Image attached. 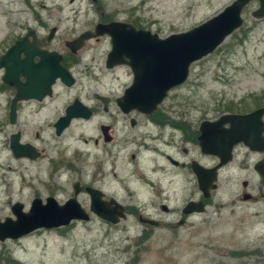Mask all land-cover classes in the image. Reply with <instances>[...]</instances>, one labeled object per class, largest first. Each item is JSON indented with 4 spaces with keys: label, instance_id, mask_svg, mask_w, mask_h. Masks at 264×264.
I'll return each mask as SVG.
<instances>
[{
    "label": "rangeland",
    "instance_id": "rangeland-1",
    "mask_svg": "<svg viewBox=\"0 0 264 264\" xmlns=\"http://www.w3.org/2000/svg\"><path fill=\"white\" fill-rule=\"evenodd\" d=\"M233 1L98 0L95 4L93 0H0V54L27 30L46 40L53 27L56 33L47 48L63 54L64 41L75 39L101 18L136 22L165 38L198 26ZM257 7L253 2L245 8L242 26L214 52L193 63L186 82L172 89L162 105L192 109L194 118V109L199 106L211 115L216 110H251L264 105V19L251 16ZM109 51L107 36L99 43L87 41L74 59L76 84L70 89L55 88L54 101L49 100L37 115L40 127L29 120L27 128L24 126L22 141L31 135L29 130H41L38 145L44 149V158L36 162L13 157L8 146L11 128L5 122V97L0 95V131L4 130L0 133V221L6 217L15 220L11 206L17 202L23 204L25 212L34 198L44 202L53 197L64 203L73 196L75 182L84 186L93 182L125 207L126 218L112 225L91 215L88 222L76 221L62 229L0 241V264H13L7 258L19 264H264V201L259 197L247 202L239 199L243 180L250 183L254 196L258 186L264 190V180L256 173L229 170L219 175L205 211L177 226L186 201L200 193L193 177L189 182L185 175L177 174L175 184L164 191L144 186L138 166L148 173L152 167L162 166V160L154 154H142L137 165L131 159L137 152L134 144L127 145L116 169L98 168L101 147L91 146L90 140L100 137V124L111 119L120 142L142 141L147 129L131 130L128 120L144 122V117L125 115L115 104L130 85L132 73L125 65L106 69ZM92 92L108 98L112 104L109 114L92 99ZM76 95L88 103L93 100L97 112L89 120L71 122L61 137H54L52 123ZM20 124H24L23 116ZM77 200L89 209V196L84 191ZM163 201L168 213L158 208ZM138 213L159 221V226L140 224Z\"/></svg>",
    "mask_w": 264,
    "mask_h": 264
},
{
    "label": "water",
    "instance_id": "water-1",
    "mask_svg": "<svg viewBox=\"0 0 264 264\" xmlns=\"http://www.w3.org/2000/svg\"><path fill=\"white\" fill-rule=\"evenodd\" d=\"M253 2H257L258 7L252 11V18L264 19V0H234L198 26L185 32L170 34L165 38L149 30L135 29L125 22L112 21L97 24L93 30L81 33L67 43V46L72 52H76L86 41L109 36L111 49L106 56V67L112 69L118 65H126L133 74L132 83L117 99L118 107L124 113L135 110L150 115L173 88L185 83L193 63L214 52L227 37L242 26L243 11ZM55 32L56 28L50 29L47 41L53 39ZM29 38L32 39V44H29ZM37 41L36 33L30 31L0 57V70H4L3 82H13L17 89L10 106L11 123L15 121L17 102L32 98L41 101L45 96H51V86L57 78L67 86L73 84L67 70L59 64L61 55L54 51L41 50ZM21 54H24V58H21ZM35 55L40 58L37 64L32 62ZM20 75L26 79L24 83L19 81ZM37 88H43L44 91ZM263 114L264 107L245 115L223 114L214 123L204 122L201 126L203 137L201 135L199 138L202 152L221 158V165L226 162L224 156L228 158L232 146L239 142L251 150L264 152V140L259 136L261 130L264 131ZM91 115L86 106L79 100H74L65 108L64 115L56 121L54 125L56 135L60 136L70 126L72 120L79 118L87 120ZM225 124H228L229 128L223 129ZM106 129L107 127H102L104 136ZM245 130H258L256 138L243 133ZM19 139L20 135L15 134L11 140L15 158L35 159L36 156L32 155L33 149L29 145L20 144ZM218 167L212 169L193 167L198 189L204 200L209 199L211 192L217 189ZM255 171L264 178V159L256 163ZM72 187L73 196L62 204L53 197H47L44 202L40 198H34L29 210L25 212L22 203H14L11 212L15 220L6 217L3 222L0 221V241L17 240L39 230L61 229L75 221L88 222L91 215L112 225L126 218V210L122 204L114 198L105 200L101 190L91 187L84 188L90 201L89 209L86 210L77 200L81 192L80 183L76 182ZM247 199L245 196L243 200ZM205 208L203 200L190 201L183 207L182 214L184 216L201 214ZM166 209L165 206L161 207V211L165 212ZM138 222L151 227L159 226L158 221L141 214L138 215ZM183 224L184 219L176 225Z\"/></svg>",
    "mask_w": 264,
    "mask_h": 264
},
{
    "label": "flooded vegetation",
    "instance_id": "flooded-vegetation-1",
    "mask_svg": "<svg viewBox=\"0 0 264 264\" xmlns=\"http://www.w3.org/2000/svg\"><path fill=\"white\" fill-rule=\"evenodd\" d=\"M97 1L98 0H93L95 4L96 3L98 4ZM96 9L100 10L99 5H96ZM100 14L102 16L104 15L103 13H100ZM112 21L114 20L107 21L105 18H101L98 21V23H96L95 25H93V23H90V27L92 26V28H90L89 30H93L94 27L99 23L105 24V23H109ZM128 24L132 25L135 29H142V27H138L137 25H134L133 23L128 22ZM30 31H32V29L27 30L25 35L29 33ZM22 37H20L19 39H15L11 44H9L5 48V50L0 54V57L3 56ZM103 37L92 39V41L94 43H99ZM51 41L52 39L50 41H47V38H46V40L38 39L37 42L39 43V48L41 50L53 52L54 50L47 48L48 43H51ZM71 41L72 40L63 42L64 44L63 54H60L57 51H54V52H57L61 55L62 59L59 62V64L65 70H67L71 80H73V84L71 86H67L61 81L60 78L59 79L57 78L55 82L53 83V85L51 86V92H52L51 96H45L41 101L32 98V99L21 100L17 102L16 108H15L16 112H15L14 123H11V120H10V106L17 92L16 84L15 83L13 84V82H10V83L3 82L4 70L3 69L0 70L1 72L0 95H3L5 97V109H6L5 122H6V125H8L11 128L8 134V146L10 148V151L13 157L15 158L13 154V150L11 149V140L15 134H19L20 135L19 143L22 145H29L33 149L32 155L36 156L35 159L29 158V157H21V158H15V159H23V160L30 161V162H36L44 158V149L40 148L38 145V141L41 135V130H37V129L29 130L31 135L29 136L27 140L22 141L23 128L24 126L27 128L28 120L31 123H35L40 127L41 118L40 116H37V115H39L40 112L45 108L49 100L54 101L56 97L55 88L57 86L70 89L76 84V78L72 72L77 62L74 59L78 55V53L83 49L86 42L82 48H80L76 52H72L67 46V43ZM90 41L91 40H89V42ZM109 43H110V49H111L110 38H109ZM29 44H32L31 38H29ZM21 58H24V54H21ZM39 60L40 58L37 55L33 56L32 58L33 64H37ZM105 68L108 69L106 67V63H105ZM108 70H111V69H108ZM132 79H133V74H131V83H132ZM19 81L24 83L26 79L22 75H20ZM37 89L40 91H44L43 88H37ZM90 96L92 97L94 101L100 104L99 108L103 112H105L106 114L110 113L109 107H112V104L108 100L107 97L94 93V92L90 93ZM76 99L79 100L84 106H86L91 111L92 113L91 117L95 115V113L97 112L96 110L97 108L96 106H94L93 100L92 102L88 103V102L83 101L80 97H78V95L74 96L71 102H69L65 106V108L71 105ZM117 99L115 101L116 105H117ZM262 107L264 106H259L251 110H234L231 112L230 111L220 112L219 110H216L215 111L216 114L208 115L206 113V110L202 109L199 106L198 108L194 109L197 112L196 118H194L192 116V111H193L192 109L186 108L184 110L183 109L176 110L175 107L173 106H170V105L165 106V105H162L161 103L157 106V109L150 115L142 114L135 110L129 112V113L136 114V115L138 114L144 117V120H145L144 122L140 120H136V119L128 120V124L131 130H136L137 128H141V127L147 128L145 131L146 135L143 136L144 139L142 141H139V142L138 141L134 142L135 140L130 141V142H128L127 140L123 142L118 141L116 139V136L114 135L115 124L111 119H109L106 124H100L99 130H100L101 135L100 137L93 138L92 140H90V145L93 147H96V146L101 147V158H100L101 163L98 164V168L101 170L104 167H111L113 169L114 168L116 169V162L121 157V154L124 153V151L126 150L127 145L134 144L137 146V152L132 153L131 159L136 161L137 165H139V158L142 154H154L162 160V166L160 165L159 167L158 166L152 167L148 173L143 171L140 165L138 166L137 169L141 173L140 180L142 181V184L144 186H147L152 189L164 191L166 189V186L169 187L175 184V177L178 174L179 177L181 175H185L188 178L189 182H191L190 178L193 177L196 188L198 189L197 177L193 170V167H196V166L204 168V169H212L220 165L217 169L218 177L219 175L224 176V174L229 170L240 171V172L245 173V175H247V173L250 171L257 174V172L255 171V165L257 162L264 159V152H258L255 150H251L244 143L239 142L235 144L234 146H232L228 158L224 156L223 159L226 160V162L221 165V162H222L221 158L214 156V155H208L202 152L199 138L201 137V135L203 137V134H202L203 130L201 129V126L204 122L214 123L223 114L245 115L250 112H253L254 110L262 108ZM65 108H64L63 114L65 112ZM24 110L27 111V114H23ZM120 112L125 115L129 114V113H124L121 110ZM62 115H59L51 125L53 135L54 137H57V138L61 137L63 133L60 136H57L54 125L56 121ZM22 116L24 118V124H20V120ZM76 120H84V119H81V118L74 119L71 122L76 121ZM262 122L264 123V114L262 117ZM102 127H107L105 131L106 133L105 136H104V132L102 131ZM227 128H229V125L225 124L223 126V129H227ZM152 130L155 131V133H153ZM3 131L4 130L2 128L0 133H2ZM204 132H208V131H204ZM257 132L258 130L257 131L255 130L254 131L253 130L243 131V133L245 134H251L254 138H256ZM259 136L263 137V140H264L263 130H261V134ZM52 164H55V163H52ZM260 179L264 180L263 177H260ZM93 181H96V180L94 179ZM241 186H242V192L240 193L239 199L243 200L244 197L247 196L248 199L243 200V201L247 202L251 200H256V197H259L264 201V190L262 186H258L257 192H255V196L253 195L252 192H250L251 191L250 183L247 180H243L241 182ZM88 187L97 188L93 182ZM84 188L85 186L81 184V192L84 191ZM104 198L105 200H108L111 197H107L105 195ZM194 198L195 199L189 198L184 204V206L190 201L199 202L202 200L204 201L205 206H207L206 200L202 198V194L200 195L199 193V195ZM162 206L167 207L166 211L165 212L163 211V212L168 213L169 208H168V205L164 201L158 204V208L161 210ZM182 209H181V215L179 216V220L184 219L186 221V219L195 215V214H189V215L183 216ZM139 214L140 213H138V215Z\"/></svg>",
    "mask_w": 264,
    "mask_h": 264
},
{
    "label": "trees",
    "instance_id": "trees-1",
    "mask_svg": "<svg viewBox=\"0 0 264 264\" xmlns=\"http://www.w3.org/2000/svg\"><path fill=\"white\" fill-rule=\"evenodd\" d=\"M134 25H137L138 27H140L136 22H132ZM230 111V110H227ZM231 112V111H230ZM10 262H12L13 264H19V263H14L10 258H7ZM127 264H137L136 262L130 261V263Z\"/></svg>",
    "mask_w": 264,
    "mask_h": 264
}]
</instances>
